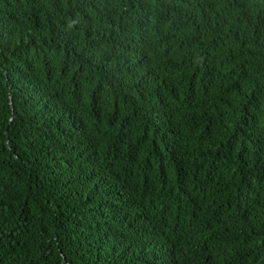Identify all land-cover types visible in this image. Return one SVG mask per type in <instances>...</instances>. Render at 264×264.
<instances>
[{
	"label": "trees",
	"instance_id": "trees-1",
	"mask_svg": "<svg viewBox=\"0 0 264 264\" xmlns=\"http://www.w3.org/2000/svg\"><path fill=\"white\" fill-rule=\"evenodd\" d=\"M0 264H264V0H0Z\"/></svg>",
	"mask_w": 264,
	"mask_h": 264
},
{
	"label": "bare ground",
	"instance_id": "bare-ground-1",
	"mask_svg": "<svg viewBox=\"0 0 264 264\" xmlns=\"http://www.w3.org/2000/svg\"><path fill=\"white\" fill-rule=\"evenodd\" d=\"M25 3V2H24ZM70 33V32H69ZM117 39V38H116ZM123 40V39H122ZM217 41V40H216ZM245 60V59H244ZM238 63V62H237ZM50 69V68H49ZM249 75V74H248ZM234 77V76H233ZM219 84V83H218ZM198 85V84H197ZM103 91V90H102ZM198 99V98H197ZM244 103V102H243ZM110 104V103H109ZM109 116V115H108ZM121 118V117H120ZM56 119V118H55ZM218 127V126H217Z\"/></svg>",
	"mask_w": 264,
	"mask_h": 264
}]
</instances>
